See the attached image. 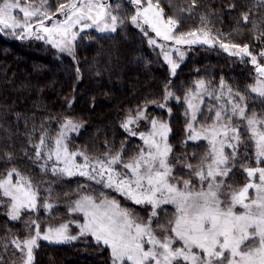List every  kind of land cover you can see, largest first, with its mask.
Segmentation results:
<instances>
[{
	"label": "trees",
	"instance_id": "obj_1",
	"mask_svg": "<svg viewBox=\"0 0 264 264\" xmlns=\"http://www.w3.org/2000/svg\"><path fill=\"white\" fill-rule=\"evenodd\" d=\"M21 1L38 6L42 2ZM69 2L46 0L49 11H54L60 3ZM107 2L114 7L115 15L125 22L116 32L91 30L84 33L76 41L73 56L57 52L41 39L19 38L0 30V179L16 168L38 189L37 210L22 212L19 220L8 216L9 201L0 192V264H20V253L11 240L32 235L34 226H28L31 221H36L40 229L67 222L71 216L70 207L82 192L98 199L102 196L113 198L141 219L147 218L146 206L128 203L119 193L79 176H54L50 170L40 168L43 161L33 163L29 160V156L35 157L29 140L39 142L41 125L54 140L62 120H77L82 126L69 137V149L83 151L91 158H102L106 151L115 153L123 145L127 158L138 152L143 143L139 136L129 135L121 124L129 114L135 116L138 110L146 109L148 117L169 122L168 142L173 147L174 157L186 159L195 167L209 146L204 140H187L189 117L185 115L184 99L199 81H204L209 91L216 94L223 81L226 88L245 95L249 112L264 114V100L249 90L258 75L251 58L231 55L220 47L221 42L248 44L252 54L257 55L258 63L264 65V58L258 55L264 51L262 0H196L190 13L187 9L192 6V0H171V4L169 0H160L165 15L179 19L178 32L204 28L205 31L211 29L213 36L218 37L211 44L183 45L186 56L179 62L175 75L164 61L161 48L148 43L149 37L156 39L158 44L162 40L151 30L145 36L128 22L136 6L130 0ZM232 5L234 7H230ZM245 13L249 16L248 23L242 18ZM202 16L209 21L206 27L201 22ZM62 18L63 15L57 14L53 20ZM166 88L174 94L168 100L164 99ZM207 96L201 103L194 126H208L216 106L224 103L228 94L225 89L219 102ZM145 126L142 120L131 127L140 132ZM245 143L251 145L247 136ZM252 151L250 147L252 163L249 166H255ZM5 153H11L13 159L8 161ZM242 162L243 154L238 160ZM53 163L48 162L49 169ZM174 171L178 177L188 178L183 164H177ZM192 179L199 186V182ZM229 182L238 191L247 183L246 174L240 168L234 169ZM45 203H50L52 208L46 209ZM158 212L160 222L166 223L175 209L167 205ZM157 234L164 235L159 229ZM33 256V264H112L109 248L98 245L88 236L68 243L38 241Z\"/></svg>",
	"mask_w": 264,
	"mask_h": 264
},
{
	"label": "snow or ice",
	"instance_id": "obj_2",
	"mask_svg": "<svg viewBox=\"0 0 264 264\" xmlns=\"http://www.w3.org/2000/svg\"><path fill=\"white\" fill-rule=\"evenodd\" d=\"M130 3L136 8L127 20L145 36L151 30L156 37L174 41L176 45L211 44L214 39H218L213 36L211 29L178 32L179 19L166 16L160 0H130ZM195 6L196 0H192V6L187 11L190 13ZM108 8L99 0H70L49 11L46 0H42L38 9L29 10V7H21L20 0H4L0 5V26L21 29L17 35L23 38L32 28L29 20L37 17L47 36H40L36 32L31 34L38 39H47L53 47L71 54L73 41L78 35L72 31L76 25H80L79 31L95 27L103 33L116 32L118 26L125 22ZM15 9L23 14V22L12 17L11 13ZM57 14L63 15L65 19L57 20L51 27L44 26L45 19L53 20ZM242 18L244 23L249 22L247 13ZM200 19L206 27L209 23L207 18L202 16ZM198 33H202L203 38ZM148 43L161 48L164 59L171 65V73L175 75L179 65L170 58L164 46L157 44L156 39L151 37ZM220 47L231 55L250 57L257 74L264 77V65L258 63L257 55L252 54L248 44L221 42ZM180 55L183 57L182 52ZM258 55L264 58V51ZM257 83L258 86L251 87V92L264 97V80ZM196 88L197 92L190 91L185 97L189 110L185 113L189 117L186 124L187 140L205 139L209 147L195 167L187 163L186 159L174 157L173 147L168 142L171 128L167 122L151 118V130L147 133L137 132L131 127L140 120L148 119L146 109L138 110L135 116L129 114L121 124L129 135L139 136L143 141L139 151L127 158L123 145L119 151H106L102 158L97 157L94 161L83 151H69L67 133L77 131L82 126L71 120L61 125L54 140L41 125L39 142L29 140L30 146L35 149V157L29 156V160L33 163L43 161L39 164L40 168L43 171L50 170L54 176L80 175L95 180L136 205L150 206V212L147 220H143L131 210L121 207L115 199L104 197L98 203L91 195H85L75 201L70 209L71 212L83 214V222L77 223V235L68 232L67 224L49 228L42 234L40 225L31 221L28 226H34V235L11 240L20 253L21 264H33V251L38 247L39 239L68 243L86 236H91L98 245L110 248L112 264H264V114L249 112L245 95L239 91L233 92L231 87L226 88L223 81L218 94L209 91L202 80ZM225 89L227 99L224 103H218L211 123L207 127L195 128L202 94L206 93L219 102L223 99ZM173 95V92L165 89V100ZM158 106L164 108L165 104ZM240 122H244L243 129ZM246 136L251 140V145L245 143ZM250 147L253 148L251 156L255 166H249L252 163L249 159ZM226 149L230 152H226ZM242 154L243 162L238 163ZM77 156H82L84 163H76ZM5 158L11 161L13 156L5 153ZM49 161H54L50 169ZM60 163L63 167L57 166ZM177 164H183L188 170V178L177 176L174 171ZM237 168L246 174L247 180L238 191L229 182L230 175ZM193 177L199 186L194 183ZM250 190L253 195H250ZM0 192L10 198L8 216L12 220H19L22 212L36 211L38 208V189L30 178L16 168L10 169L6 177L0 179ZM167 204L173 205L175 212L166 223H161L158 209ZM44 207L50 210L52 205L45 203ZM157 229L164 235H158Z\"/></svg>",
	"mask_w": 264,
	"mask_h": 264
},
{
	"label": "rangeland",
	"instance_id": "obj_3",
	"mask_svg": "<svg viewBox=\"0 0 264 264\" xmlns=\"http://www.w3.org/2000/svg\"><path fill=\"white\" fill-rule=\"evenodd\" d=\"M3 2H4V0H0V5H2ZM99 2H102V3L106 4V5H108V6H109L108 10H109L111 13L115 14L114 11H113L114 7L111 6L110 4H108L107 0H99ZM20 5H21V7H29V10H33V9H38V8H39L38 5H35V4H32V3H28V2H26V1H21V0H20ZM134 9H135V8H134ZM11 15H12L13 18H15L16 20H18V21H20V22H23V20H24L23 14L20 13L18 9L13 10L12 13H11ZM64 19H65V17L62 18V19L51 20L50 22H47L48 20L45 19V20H44V26H46V27H51L52 24L55 23L57 20H59V21H63ZM8 22L11 23V20H9ZM29 23L31 24L32 28H31L29 34H25L24 37H35V38H37V36L31 34V32H36V33H37L38 35H40V36H45V37L47 36V34L43 32V28L40 26L37 17H32V18L29 20ZM89 23H91V22L89 21ZM79 29H80V25H76V26L72 29V31H73V32H77L78 35H77L76 40L73 41V45H72L73 50H72V53H71V54H69L68 52H61V51L59 50V48H57V47H53V45H52L51 43H49V42L47 41V39H41V40L45 41L49 46H51V47H52L53 49H55L57 52H59V53H61V54H65V55L73 56L76 41L80 38L81 35H83L84 33L88 32V31H91V30H94V31L99 32V33H102V32H100V31H98L95 27L86 28V29H84V31H79ZM0 30H1L2 32H5V33L11 34V35L13 34V35H16V36H18L17 33H21V29H19V28L7 29V28H4L3 26H0ZM103 33H112V32L109 31V32H103ZM199 35H200V34H199ZM200 36H201V38H203V35H200ZM158 38H159V37H158ZM186 38H190V37H186ZM37 39H38V38H37ZM57 39H58V37H57ZM160 39H161L162 41L159 42V45L164 46V50L167 51V52L169 53L170 58H171L175 63L179 64L180 61H182V60L185 59V56H186V50H185V46H183V45H186V46H187V45H189V44L176 45L174 41H164L162 38H160ZM157 44H158V43H157ZM195 44H203V43H195ZM191 45H194V44H191ZM176 49H179V51H176ZM181 52L183 53V57H181V55H180ZM162 56H163V59H164L163 52H162ZM164 61L169 65V67H170L169 69H171V65H170L165 59H164ZM261 80H264V77H260L259 75H257L256 78L254 79L253 83H252L251 86L249 87L250 92H251V87H253V86H258V83H257V82H258V81H261ZM190 91L193 92V93L197 92V88H196V86H195L192 90H190ZM190 91H189V92H190ZM189 92H188V93H189ZM188 93H187V94H188ZM251 93H252L253 95H255L256 97H258L259 99L264 100V97H260L259 95H257L256 93H253V92H251ZM207 97H208V96H207L206 93L202 94V101H203V99H205V98H207ZM184 102H185V99H184ZM185 106H186L185 109H186V111L188 112L189 110H188V106H187L186 103H185ZM200 106H201V103L199 104V108H200ZM198 113H199V112H198ZM197 115H198V114H197ZM147 117H148V116H147ZM151 118H153V117H148V119L144 120L145 123H146V126H145L144 128H142V129L140 130V132L147 133V132H149V131L151 130V125H150V123H149V120H150ZM67 120H71V121H73V122H75V123L80 124V122H78L77 120H73V119H64V120L61 121V123H60V125H59L58 133H59V131H60V127H61V125L64 124ZM158 120H159V119H158ZM140 121H142V120H140ZM140 121H139V122H140ZM165 122H167V123L169 124V122H168L167 120H165ZM240 123H241V126L243 127L244 122H240ZM194 127L197 128V129L200 128V127H198V126H194ZM205 127H207V126H205ZM79 129H80V128H79ZM79 129H78V130H79ZM78 130H77V131H69V132L67 133V137H68V138H67V140H66V143H68L69 137H70L71 135L77 133ZM58 133H57V134H58ZM169 134H170V133H169ZM200 140H204V141L207 142V140H205V139H200ZM190 141H191V140H190ZM193 142H194V141H193ZM142 143H143V141H142ZM207 144H208V142H207ZM67 146H68V144H67ZM142 146H143V144H142ZM208 146H209V145H208ZM68 149H69V148H68ZM69 151H71V152H75V151H80V150H76V149L71 150V149H69ZM226 152H230V150H229V149H226ZM89 158H90L91 160H93V161L96 159V158H91V157H89ZM75 162L78 163V164H82V163H84V159H83L82 156H77V157L75 158ZM57 166H58V167H63V164L60 163V164H58ZM74 176H79V177L85 178V179H87V180H89V181H93L94 183L98 184L95 180H90V179H88V178L85 177V176H80V175H74ZM3 179H4V178H3ZM15 180H16V178H15V179L13 178V182H15ZM99 185H101L102 187H104V188H106V189L113 190V191L116 192V193H119V192L115 191V190L112 189V188L105 187L103 184H99ZM119 194H120V193H119ZM253 194H254V193H252L251 190H250V195H253ZM85 195H91L92 197H94V198L96 199V201H97L98 203H99V201L102 200L104 197H107V196H102L101 198L98 199V198H96L93 194H89V193H84V192H82V193L79 194V195L76 197V199L73 201V203H72L70 209L74 206L75 201L79 200L81 197H83V196H85ZM120 195H121V194H120ZM121 196H122V195H121ZM122 197H123L124 200L127 201L128 203L135 204V203H133L131 200L127 199L125 196H122ZM107 198H108V199H113V198H110V197H107ZM7 199H8V201H9V204H8V211H9L10 198L7 197ZM167 205L174 207V206L171 205V204H167ZM167 205H162V206L160 207V209H161L162 207H164V206H167ZM137 206H146V207L148 208V214H147V218H148V216H149V212H150V206H148V205H137ZM121 207H122V206H121ZM123 208H124V207H123ZM158 210H159V209H158ZM238 210H239V209H238ZM69 212L71 213V216H70L69 220H68L67 222L61 223L60 225H62V224H67V225H68V232H69L71 235H77L78 232H79V228L77 227V223H82V222H83V214H82V213H78V212H71V211H69ZM147 218H146L145 220H147ZM60 225H57V226H48V227H45V228L40 229V231H41L42 234H44V233L47 232V230H48L49 228H53V229H55V228H58ZM34 234H35V231L33 232L32 235H34ZM88 237H91V236H88ZM91 238H92V237H91ZM92 239H93V238H92ZM93 240H94V239H93ZM38 241H46V242H50V241H48V240H44V239H39ZM51 243H57V242H51ZM176 246L179 247V246H180L179 243H177ZM109 250H110V248H109ZM110 252H111V250H110ZM20 264H21V261H20Z\"/></svg>",
	"mask_w": 264,
	"mask_h": 264
}]
</instances>
